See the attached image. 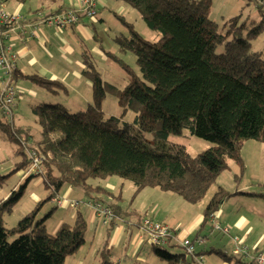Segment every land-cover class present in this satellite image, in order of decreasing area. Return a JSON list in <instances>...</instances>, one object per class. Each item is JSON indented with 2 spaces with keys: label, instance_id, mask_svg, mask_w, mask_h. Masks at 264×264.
Listing matches in <instances>:
<instances>
[{
  "label": "trees",
  "instance_id": "1",
  "mask_svg": "<svg viewBox=\"0 0 264 264\" xmlns=\"http://www.w3.org/2000/svg\"><path fill=\"white\" fill-rule=\"evenodd\" d=\"M39 1L48 5L60 0ZM123 1L139 11L149 28L161 33L158 40L150 41L128 23L129 34L115 36L122 51L135 53L142 77L111 56L129 79L124 87L106 81L86 60L87 52L82 51V73L92 82L93 100L81 110H69L61 102L31 106L41 129L36 147L32 148L41 156L43 170L28 179L35 175L42 178L48 189L46 200L60 195L64 185L79 187L87 195L111 196V191L93 186L89 180L117 175L131 180L137 191L157 187L189 202L198 201L228 168V159L242 166L239 150L244 139L264 142V56L251 49V40L264 30V8L259 4L260 21L245 18L238 24L237 16L230 17L223 33L208 15L211 0ZM230 32L233 38L225 40ZM222 42L223 51L216 53V46ZM27 77L56 93L67 90L57 79L39 74ZM106 94L115 96L124 112H135L132 123L120 126L117 117H104L101 101ZM12 117L13 113L8 121L0 118V131L17 145L14 152L22 156L15 169L29 172L31 159L26 149L31 147H26L24 138L27 140L30 133L28 127L14 125ZM133 126L140 132H153L156 137L180 135L187 130L214 146L196 154H189L183 146H178L176 153L157 152L131 133ZM56 133L63 136L57 139ZM5 177L0 175V184ZM24 187L12 189L0 201V264H65V257L85 242L86 219L77 211L73 223L62 222L54 233H49L45 221L53 210L36 218L42 203L39 201L33 211L6 229L1 216L12 210ZM228 195L218 186L203 210L202 227ZM9 235L16 237L9 241ZM104 248L100 251L108 256L110 249ZM153 249L167 264H181L184 258V254L171 253L163 247ZM206 252L219 254L229 264L254 262H244L242 256L217 248ZM101 264L112 262L105 256Z\"/></svg>",
  "mask_w": 264,
  "mask_h": 264
},
{
  "label": "rangeland",
  "instance_id": "2",
  "mask_svg": "<svg viewBox=\"0 0 264 264\" xmlns=\"http://www.w3.org/2000/svg\"><path fill=\"white\" fill-rule=\"evenodd\" d=\"M0 1L5 4L4 8L9 11L14 5L20 3L19 0ZM34 1L37 0H25L21 3L24 7L23 13L27 12L29 9L33 11L34 8H36V2ZM70 1L71 0H60L48 5H41L40 3L39 6L43 11L48 12L50 9L57 8L59 5L70 4ZM99 1H101L102 5L97 2L96 12L93 17L87 15L82 16L85 23L91 29L93 36L89 38H80L81 45H76V54H78V58L83 61L81 51L85 50L87 52L85 56L86 60L92 64L93 68L99 73L102 79L113 82L120 87H124L127 84L129 75L113 57L127 64L140 78L142 76L136 62L135 53L132 51H122L115 42V36L120 33L128 35L130 31L128 23L137 30L141 36L150 41L158 40L161 37V33L149 28L142 19L139 11L123 0ZM261 3L264 8V0H211L208 15L217 22L219 29L223 33H226L228 27L224 24L226 20L232 16L238 17V24L245 18L260 21L262 16L258 6ZM242 35H245L244 32ZM231 38H233L232 32L227 35L225 40ZM223 45L224 42L219 43L215 48V52L221 53L224 49ZM251 49L260 52L261 55L264 56V30L256 38L251 40ZM66 63L65 61L61 62L60 67L64 72H67L66 74H69L67 79L69 83L65 80L57 79L61 81L67 89L66 91L60 89L58 92V94L60 93L61 99L56 97V92L35 84V82L32 84L33 81L30 79L27 84L21 85L20 81L16 85L22 88V93L21 97L15 101L18 103L16 118L14 119L15 123L18 125L24 123L31 126V134L28 138L26 147H36L41 131L38 119L31 112L29 107L30 102L34 99L33 94L30 93L31 89L38 90L36 98H40L42 95L47 96V99H45L43 103L63 102V105L66 104L65 102L70 103V101L81 103L80 101H83L82 96L86 97L85 102H92L93 100L91 80L87 76H84L82 69H80V74L83 76L82 82H87L91 85V92L88 90L86 92L82 91V94H79V90L76 89L79 88L77 87L78 84H75V77L71 74L72 70L75 68V64L72 63L68 65ZM2 76L3 74L0 72V77ZM38 86L41 88H37ZM76 103H72L70 106L71 108L65 106L69 108V110H74L72 108ZM86 106L87 105H85L84 108ZM101 108L105 118L111 115L117 117L120 126H122L124 122L132 123L134 121L135 112L132 110H126L124 112L119 106L116 97L112 94H106L102 99ZM0 118L3 121L10 120V118L2 114L1 109ZM131 133L138 135L145 146L157 152L176 153L178 146H183L189 154H196L214 146V143L196 137L187 130H184L183 134L180 135L168 134L166 137H156L153 132H140L136 126H133L131 128ZM62 136V133L55 134L57 139ZM16 146L17 145L13 141L6 139L4 134L0 131V175H6L4 181L0 184V201L8 196L12 189H17L20 185H25L23 195L13 206L12 210L10 212H3L1 216L2 224L6 229L14 227L24 215L33 211L37 203L41 201L42 203L37 210L36 218H42L45 214L53 210L52 215L45 221V227L47 232L54 233V226L58 222L60 213L65 212V210L69 208L65 206H56V203L52 199L46 200L48 189L45 188L40 176L35 175L28 179L34 172H27V169L24 168L15 169V164L22 158L20 154L14 152ZM239 153L242 166L233 159H228V168L218 175L205 195L195 202H189L175 192L165 191L157 187H145L143 189L146 190L143 192H140L143 189L137 191L131 180L117 175L95 177L92 179L96 180L95 183L101 182L103 186L111 184L115 186L113 188L117 190L119 188L122 192L124 208L126 206L130 207L131 201L133 204L139 201L143 204L147 202H157L160 210L157 212L159 214L158 217L161 215L164 217L163 214H170L167 220H164L171 224L177 223V232L183 229L189 230L187 237L195 243L196 256L198 259H202L203 262L196 261L191 255H187L185 253V248L182 246L166 244L163 248L171 253L184 254V257L192 261L193 264H208L206 257L211 255L213 258L216 255L214 253L200 255L198 254L200 248L209 249L211 246H215L221 249L225 248L229 252L232 251L228 239L230 237L229 233H222L214 230L212 221L210 220L205 226L202 227L201 225L203 210L218 186H221L230 195H228L220 205V209L222 208L224 213L221 217L217 216L215 221L221 225L229 224L230 232H232V226L228 220L233 222L234 218L239 215L247 217L249 225H252L254 228L253 233L250 235L248 241H246L247 244H249L250 251L253 248L251 247L250 241L255 238V234L260 232L261 234L263 233L262 235L264 237V197L259 195L264 194V142L253 138L244 139L240 144ZM245 186L248 187L242 188ZM63 188L64 187L60 190L62 191ZM133 188H135L134 192ZM236 188L241 189V191L236 192ZM150 189H155L157 192L153 194ZM112 196H115V194ZM61 197L64 198L62 195ZM87 199H89L88 196H82L80 200L85 201ZM80 206L79 210L82 211V214H84L83 216H86L88 212L92 213L89 207L84 205ZM136 207L138 210L136 213L140 217H138L140 221L146 215L144 210L147 206ZM223 218H225L226 221ZM97 223H99L97 224L99 225V229L96 231V234L94 235L92 231L87 229L85 242L75 253L65 257V264H101L105 256L112 264H167L165 260L156 256L153 246L145 239H137L135 246L131 247L129 244L133 239L131 238L127 241L125 247L123 242L114 245L112 251L108 253V256L103 251L101 253L100 250L105 249L104 247L108 240V234L105 232L104 228L107 224H104L100 219L97 220ZM133 230V235L136 236L139 230L138 228L136 229V227ZM15 237L16 235H9L8 240L11 241ZM202 237L206 240V243L201 247V244L197 241ZM261 246H264V240ZM97 249H99V251H97Z\"/></svg>",
  "mask_w": 264,
  "mask_h": 264
},
{
  "label": "crops",
  "instance_id": "3",
  "mask_svg": "<svg viewBox=\"0 0 264 264\" xmlns=\"http://www.w3.org/2000/svg\"><path fill=\"white\" fill-rule=\"evenodd\" d=\"M34 2H36L35 3L36 8H34L33 11L29 9L25 13H23L24 7L21 4L22 2H20L18 5H14L10 11L4 8L5 4L2 3L1 1H0V5L4 8L5 11L9 13L17 12L21 15L28 17V19H30L31 21L37 20V13H43L44 15H47L49 13L63 11L64 9L79 10L82 5V0H71L70 4H67V5L63 4V6L59 5L57 8H54V9L52 8L48 12H45L42 10V8H40L39 0L34 1ZM98 3L101 4V1L98 0ZM84 15L85 14L83 13V11H80L79 20L77 23L68 25L67 27L63 29H59V30H56L54 27L48 24L40 23L38 26V36L34 38L27 39V37L22 36L18 32L19 31L18 27H16V29L11 32L12 35L9 38L8 43L11 45L12 50L17 55L16 61H15V66H16L15 77L13 79L15 85H17V83H19L20 81H21L20 82L21 85L27 84L29 80L27 75H32V74H39L48 79H59V80H65L67 82L69 74H66L67 72H64L62 68L60 67V63L65 61L67 62L66 64L68 65H71L72 63L75 64L74 66L75 68L72 70L71 74L74 75L75 77V82H76L75 84L76 85L78 84L77 87L79 88H76V89L79 90V94H82V91L86 92L89 90L91 92V85H89V83L87 82H82L83 76L82 74H80L81 73L80 69L84 67V64H83L82 59L80 60L78 58V54H76V51H77L76 45L78 44L81 45L80 38L81 37L89 38L93 36L91 29L89 28V26L85 23L84 19L82 18V16ZM23 28L26 30V32L29 29H31L30 25L28 24H23ZM24 35L26 34L24 33ZM81 56H82V53H81ZM16 87L18 89V94H17L16 99H19V97H21L22 88L20 86H16ZM37 88H41V87L38 86ZM30 93L33 94L34 96L33 101L30 102L29 104L30 109L32 105L37 104V103H43L45 99H47L46 95H42L40 98H36L38 95V90L36 89L35 90L31 89ZM56 97L60 98V93L58 94L57 92ZM82 99L83 101H80L81 103L70 101V103L65 102L66 103L65 105L71 108L70 106L72 105V103H76L74 104V107L72 109L74 110L84 109V106L88 105L89 102H85L86 97L82 96ZM61 103L63 104V102ZM17 108H18V103L16 102L14 111H13V117H12L13 124L17 126H22L24 128L28 127L27 131L31 134V126L26 125L24 123L19 124V125L15 123L14 119L16 118ZM24 140L28 141V139L26 140L25 138ZM95 181H96L95 179L89 180L91 185L102 186L108 189L109 191H111L112 195L115 194V196H112V195L111 196H96L95 194L87 195L83 193L81 188L73 187L71 185H64L63 190L62 191L60 190L59 194L64 196V198L66 199H81L82 196H88L89 198L96 197L97 199L109 201L112 204L114 211L118 216V219L104 226L105 232L108 234V238H107L108 240L106 241L105 247L109 248L110 251H112V248L114 245L120 244L121 242H123L124 247H125L127 245V241L131 238H133L131 243H129L131 247L135 246V242H137V239L144 240L143 238L139 237V232L138 233L136 232L137 233L136 236L133 235V231H134L133 229L135 227L137 229L139 222H140L139 221L140 217L136 213V211H138L136 206L138 207L147 206L146 209L144 210L146 215L151 216L156 221L167 223L174 230V235L176 238L178 239L188 238L187 237V235L189 234L188 229H183L177 232V223L171 224L166 221L168 216H170V214L168 215L163 214L164 217L162 215L158 217L159 214L157 212L160 210H159V204L157 202H151V203L147 202L143 204L141 201H139L138 203L133 204V202L131 201L130 207L126 206L124 208L123 206L124 200H123L122 192L121 190H119V188L117 190L113 188L115 186L111 184L103 186L101 182L95 183ZM246 187L248 186H245L242 188H246ZM134 190L135 188H133V192ZM144 190L146 189H143L140 192H143ZM150 190H152L151 192L153 194L157 192L155 189H150ZM239 191H241V189L236 188V192H239ZM65 207H68L69 209L65 210V212L63 213H60L58 222L54 226L55 231L62 222H67L69 224L73 223L76 217L77 211H80L79 210L80 207L77 209H73L69 207L68 205H65ZM80 212L82 213V211ZM215 213H216V217L217 216L221 217L224 211L222 208L220 209V206H219V209ZM93 215H94L93 212L92 213L88 212V214H86L84 218L87 221L88 230L92 231L95 235L96 231H98L99 229V225H97L99 223H97L98 218L95 217V215L94 216ZM216 217H215V220H216ZM223 219L225 220V218ZM95 221H96V224H95ZM228 222L231 223L232 232H230V227L228 226L229 224L228 225L222 224V225L227 226L229 228V234L231 238L229 237L228 239H229L232 251L229 252L225 248L221 249L215 246H211L210 248H217L226 254H233L234 253L233 251L234 243L232 240V236H235V235L239 236L240 239L242 240V243L249 246V244H247L246 241H248L250 235L253 233L254 228L252 225H249V221L247 220V217H245L244 215H239L238 217L234 218L233 222H231L230 220H228ZM262 234L260 232L255 234L256 235L255 238L250 241L251 247L253 248L251 250V255L247 257L243 256L244 262L252 261V255L255 252L264 251V246H261V243L264 240V237ZM200 239L203 240V242L201 243V247H202L205 245L206 240L203 237ZM175 244L176 243L171 242L168 245H175ZM206 250L207 249L205 248H200L198 251V254L203 255V254L214 253L216 255L213 258L211 257V255H208L206 257L208 264H229L228 262L224 261L219 254H216L215 252H206ZM97 251H99V249H97ZM237 256L241 257L240 255H237ZM181 264H193V263L192 261H189L184 257ZM231 264H242V262L240 263L231 262Z\"/></svg>",
  "mask_w": 264,
  "mask_h": 264
},
{
  "label": "built area",
  "instance_id": "4",
  "mask_svg": "<svg viewBox=\"0 0 264 264\" xmlns=\"http://www.w3.org/2000/svg\"><path fill=\"white\" fill-rule=\"evenodd\" d=\"M97 2L98 0H82V5L79 10L64 9L63 11L53 12L47 15L37 13L36 21H31L26 16L17 12L9 13L0 6V72L3 74V76L0 77V109L4 116L11 118L18 94V89L13 80L17 55L8 43L12 35L11 32L18 27V32L29 39L38 36V26L40 23L48 24L56 30L63 29L68 25L78 22L80 11H83V13L89 17H93L96 12ZM23 24L30 25L31 29L26 32L23 28ZM24 33L26 35H24ZM26 151L28 157L31 159L29 172H42L43 166L41 156L33 148H27ZM52 200L58 207H63L65 205L73 209L81 207L80 205L89 207L95 217L102 220L104 224L111 223L118 219L112 204L108 201L94 198L81 201L80 199L62 198L60 195L54 196ZM215 217V212L209 215V220L212 221L213 229L222 233H229V228L216 222ZM138 230L139 237L145 239L152 246L163 247L166 244L174 242L184 247L185 253L191 255L194 260L201 263L203 262L202 259H198L196 256L195 243L188 238H176L174 230L167 223L156 221L151 216L145 215L139 222ZM232 240L234 243V254L242 257L251 255L249 246L243 244L239 236H232ZM197 242L201 244L203 240L198 239ZM252 260L254 264H264V251L255 252L252 255Z\"/></svg>",
  "mask_w": 264,
  "mask_h": 264
}]
</instances>
